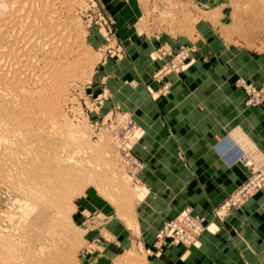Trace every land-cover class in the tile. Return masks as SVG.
Here are the masks:
<instances>
[{"label": "rangeland", "instance_id": "1", "mask_svg": "<svg viewBox=\"0 0 264 264\" xmlns=\"http://www.w3.org/2000/svg\"><path fill=\"white\" fill-rule=\"evenodd\" d=\"M6 2L0 0V17L14 6ZM70 4L76 43L86 57L69 72L57 109L41 115L43 111L27 108L36 86L23 83L21 89L7 91L0 85V264H169L165 254L175 247L181 248L179 258L184 260L202 246L205 231L219 227L204 216L205 228L192 242L160 236L168 220L194 208L188 204L164 220L153 237L140 236L135 207L146 192L143 172L150 154L175 151L179 161L189 163L182 145L174 146L168 137L155 141L153 133L160 128L143 126V118L147 121L143 92L157 101L167 97L173 79L180 81L185 73L219 72L243 97L246 108L264 105V0H70ZM13 37L8 34L0 50H8ZM142 38L151 49L150 59L160 62L149 82L142 79L138 63ZM24 118L29 119L22 122ZM230 133L232 129L229 137ZM247 149L257 154L255 147ZM258 154L263 163L264 149ZM56 156L63 162L58 163ZM247 172L245 180L248 168ZM237 188L216 206L219 218L264 186L220 212ZM120 223L126 234L119 232Z\"/></svg>", "mask_w": 264, "mask_h": 264}, {"label": "crops", "instance_id": "2", "mask_svg": "<svg viewBox=\"0 0 264 264\" xmlns=\"http://www.w3.org/2000/svg\"><path fill=\"white\" fill-rule=\"evenodd\" d=\"M140 41V74L149 82L160 62L150 59L151 49L143 38ZM210 74L197 71L185 73L180 81L173 79L170 94L157 101L148 99L142 89L147 113L143 126L160 128L153 133L155 141L168 137L174 146L182 145L189 163L179 161L175 151L150 154L143 172L146 192L135 207L138 232L141 237H153L164 220L192 204L196 213L215 223L219 230L205 231L202 246L191 251L186 259L180 260L182 250L175 247L165 254V262L264 264V188L224 219L215 213L216 206L248 173L238 160L239 145H234L235 140L227 132L232 129L230 134L241 147H255L257 152L264 149V105L246 108L243 97L225 82L223 73ZM208 75L213 77L209 79ZM117 228L119 232H128L122 223Z\"/></svg>", "mask_w": 264, "mask_h": 264}, {"label": "bare ground", "instance_id": "3", "mask_svg": "<svg viewBox=\"0 0 264 264\" xmlns=\"http://www.w3.org/2000/svg\"><path fill=\"white\" fill-rule=\"evenodd\" d=\"M7 1L8 2L6 3H8L11 6L14 5L15 7L12 6L8 15H6L5 17H0V45L4 41L8 42V38H7L8 34H14L15 37H13L14 41L12 42L8 50L6 51L0 50V85H3L2 87H4V89H6L7 91L8 90L11 91L12 88H14L15 90L16 87L20 88L22 87L23 83L24 85H26L25 83H27V86L28 85H33V87L36 86L38 87V90H34L35 92L31 91L30 97L28 98L27 101L25 100L26 103L28 102L30 106L27 108L32 107L34 108L33 110L35 111L36 110H39L38 112L43 111L41 115L43 113L45 114L47 111L51 109L52 111L56 110L57 108H55V106L57 104V97H60L58 93L62 91L63 84L65 83V80H67L69 72L71 74L72 72L71 70L77 67V65H79L84 60V56L86 55L85 50L82 47L78 46L76 43L75 31L73 28V24L70 21V14L72 13L71 12L72 8L70 7V5L72 3L70 4V0H7ZM67 47H71L72 49L67 51ZM63 90L65 89L63 88ZM27 95H29V93ZM7 105L8 103L6 104V106ZM10 106L8 110L9 109L12 110L11 107L13 106L11 107ZM18 106L16 105V108ZM25 106L27 105L25 104ZM22 108H24L23 104H22ZM8 112L9 111H7V114H9ZM32 114H30L29 116H31ZM46 114H48V112ZM49 114L51 115V111H49ZM21 117H23V115ZM35 117L36 116H34L33 118ZM9 118H11V116H9ZM11 119L10 122L12 123L13 121L14 124L15 121L14 120L11 121ZM21 119L19 118L20 121ZM25 119H29V118H24L22 122ZM23 127L21 126V128ZM36 134L38 133L36 132ZM246 151H248L250 154H254V155L256 154L255 151L250 149H247ZM47 159L49 158L47 157ZM53 159L55 161V157L52 158V161ZM56 160H58V163L59 161L60 163L61 161L63 162V160H59V158L57 159V156H56ZM44 165L47 166L46 164ZM3 169L4 168H1V171ZM40 169H42V167ZM41 171L38 174H40ZM43 171L45 172V170ZM52 174H54L53 171ZM36 177L37 175L35 176V179ZM43 177L44 176H42V178ZM39 178L38 180L37 179L36 180L39 181ZM42 182L43 181L41 180L40 183L42 184Z\"/></svg>", "mask_w": 264, "mask_h": 264}, {"label": "built area", "instance_id": "4", "mask_svg": "<svg viewBox=\"0 0 264 264\" xmlns=\"http://www.w3.org/2000/svg\"><path fill=\"white\" fill-rule=\"evenodd\" d=\"M230 136L236 141L233 134ZM236 142L241 149L239 159L249 169L250 176L237 188L230 199L222 204L220 212L238 204L251 192L264 186V162L261 163V155L258 152L255 155L250 154L244 147L241 148L240 142ZM204 228L205 217L196 213L193 207H189L185 208L176 218L168 220L161 230L160 236L167 235L173 241L189 243L194 241Z\"/></svg>", "mask_w": 264, "mask_h": 264}]
</instances>
